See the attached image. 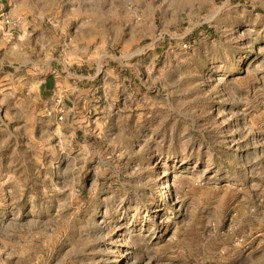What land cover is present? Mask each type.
<instances>
[{
	"label": "rangeland",
	"instance_id": "rangeland-1",
	"mask_svg": "<svg viewBox=\"0 0 264 264\" xmlns=\"http://www.w3.org/2000/svg\"><path fill=\"white\" fill-rule=\"evenodd\" d=\"M2 2L0 264H264V0Z\"/></svg>",
	"mask_w": 264,
	"mask_h": 264
},
{
	"label": "crops",
	"instance_id": "crops-1",
	"mask_svg": "<svg viewBox=\"0 0 264 264\" xmlns=\"http://www.w3.org/2000/svg\"><path fill=\"white\" fill-rule=\"evenodd\" d=\"M5 4L2 2L0 3V8H2ZM22 25H24L22 23ZM24 27V26H23ZM7 27L3 24L0 25V48L5 47V51L17 55L19 51L26 50L28 47V39H18L13 36V33H16L14 30L11 29L7 30ZM7 31H6V30ZM21 29V28H19ZM16 30V29H15ZM21 32H27V29H23ZM1 35H4L1 37ZM10 35V36H7ZM1 63V62H0ZM58 73L53 70L51 73L46 74L45 77L41 80L39 93L45 96L54 95L56 93V88L60 85V81L58 78ZM68 75L70 77H82L83 75L77 74L76 72L68 71ZM84 77V76H83Z\"/></svg>",
	"mask_w": 264,
	"mask_h": 264
},
{
	"label": "built area",
	"instance_id": "built-area-1",
	"mask_svg": "<svg viewBox=\"0 0 264 264\" xmlns=\"http://www.w3.org/2000/svg\"><path fill=\"white\" fill-rule=\"evenodd\" d=\"M3 19V21L5 22V23H8V24H10V25H17V23H18V20H13L12 18H10L7 14H5V13H2L1 15H0V19Z\"/></svg>",
	"mask_w": 264,
	"mask_h": 264
}]
</instances>
